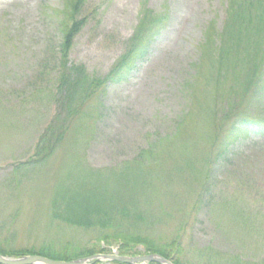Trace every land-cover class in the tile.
<instances>
[{
  "label": "rangeland",
  "instance_id": "374dc122",
  "mask_svg": "<svg viewBox=\"0 0 264 264\" xmlns=\"http://www.w3.org/2000/svg\"><path fill=\"white\" fill-rule=\"evenodd\" d=\"M245 2L250 16L234 35L250 28L251 37L222 55L215 45ZM258 19L264 0H0V252L118 249L97 229L54 218V197L96 175L111 198L134 199L144 237L158 248L174 243L180 264H264V138L244 137L229 161L216 158L241 117H264ZM151 32L138 71L70 101L84 91L78 77L105 79ZM239 56L250 59L235 73L222 68ZM252 69L257 86L239 106Z\"/></svg>",
  "mask_w": 264,
  "mask_h": 264
},
{
  "label": "trees",
  "instance_id": "16d2710c",
  "mask_svg": "<svg viewBox=\"0 0 264 264\" xmlns=\"http://www.w3.org/2000/svg\"><path fill=\"white\" fill-rule=\"evenodd\" d=\"M243 7H246V9L242 7H237V14L235 15V22L232 23V25L226 26L225 33L222 35L223 38H225L223 41L217 42V45H215V50L220 51V54L222 55H234L237 53L239 46L241 44L245 43L250 37H251V29L248 28V30L242 35H234L237 33L238 30H245V28H240L242 25L240 24L238 27L237 20L244 21L246 19L245 16L250 14V7L251 4L248 2L243 3ZM249 10H248V9ZM239 12H243L242 16L238 14ZM241 14V13H240ZM234 15V14H233ZM250 16V15H249ZM253 17V16H251ZM152 20V19H151ZM150 20V21H151ZM239 21V22H240ZM264 22L262 19H258L255 21V25H258L260 23ZM153 27H151L150 30H154L155 26H159L157 23H153ZM162 24V21L161 23ZM248 25H251V23H248ZM233 26V27H232ZM263 31H259L254 39V47L255 50L256 47H259L261 40L259 38L260 35H262ZM255 35V34H254ZM253 35V36H254ZM145 36H148L145 41L138 42V44L133 45L128 53L127 56L124 57L121 61V63L118 65L115 71H112L110 75L107 77H104L105 79H94L90 78L85 79L83 81H80L78 77V82L76 84L77 89H82L83 92H75L71 94L70 101H72L77 96L80 95V100H84L90 97L89 93H94L100 86L104 85L107 82L109 83H118L116 80L112 79V74L120 73L121 71H125V75H127L128 72H130L127 77H130V74L133 72L135 73L138 71L140 64L146 60L151 53V46L153 44V40L157 39L156 32L147 33ZM256 38L258 40L256 41ZM73 39V36L67 35L66 41L62 45L63 51L62 53L67 56L69 53V45L71 44ZM207 45V43H206ZM226 47V48H224ZM68 49V50H67ZM66 50V52H65ZM253 50V52H254ZM258 52V50H256ZM252 52V53H253ZM247 57H241L239 56L236 60V63L234 65L227 64L225 65V62L228 63L227 59L225 62L220 61V64L222 68H232V70L235 71L239 69L240 64H247L250 57L246 59ZM240 62V63H239ZM131 68L128 71L129 65ZM224 65V66H223ZM241 65V66H242ZM253 74L250 76V78L246 81L245 84L241 85L243 86L242 92L243 95L238 99V105L241 106L246 100L247 97H250L251 91L256 88L257 83L254 81V77L256 75V70L252 69ZM231 72L229 70H226V72H221L219 74V77H223L225 75H228V73ZM70 77V76H68ZM69 80V79H67ZM74 86V85H73ZM62 88V84H61ZM232 94V93H231ZM76 96V97H75ZM255 136H264V117L262 118H245L241 117L239 121H237L231 131L227 134V137L222 141L221 140V149L218 152V155L216 156L218 161L222 160H228L229 161V154L232 151V148L235 144L242 141L244 137H252ZM103 178L100 176L93 175L92 177H83L81 181H84L79 185L78 191L75 190L73 193H70L68 191H65L64 193L67 194H60L59 197H54V206L55 214L54 218L60 221H64L67 225H69L72 228H78L82 230H98L100 233V239L104 242L108 243H120V249L123 252L122 254L124 256H137V252H133L136 246L142 245L145 248L146 254H157L161 257H165L175 264H180L178 260L175 261V257H170V253L175 250L173 244L170 246L169 250L165 247L158 248L156 247L152 241H148L147 238L144 237V228L145 224L147 223L146 218L137 208V205L134 204L133 198L128 197L127 200H117V196L114 195V191H112L113 197L111 198L108 189L104 185L103 181H101ZM90 182L87 184L86 182ZM129 181V180H128ZM104 187V188H103ZM147 225V224H146ZM109 232L107 235L105 233ZM180 246L178 245L177 248ZM97 250H94V249ZM91 249L90 251H86L84 254H76V256L70 255L69 253L63 254V255H57L52 254V252L49 251V249L44 248L41 253L38 255L48 257L52 260H60V261H71L75 259L76 257H85L86 255H94L97 253H103L105 252L104 249L101 247H95ZM2 253V252H0ZM121 264V263H119Z\"/></svg>",
  "mask_w": 264,
  "mask_h": 264
},
{
  "label": "water",
  "instance_id": "95a60500",
  "mask_svg": "<svg viewBox=\"0 0 264 264\" xmlns=\"http://www.w3.org/2000/svg\"><path fill=\"white\" fill-rule=\"evenodd\" d=\"M111 260L117 263H124V264H140L146 263H156V264H172L164 257H160L155 254H151L148 256H140V257H122V256H105V255H97L92 257H86L85 259H78L73 262H60V261H52L48 258H43L37 255L33 256H22V258H7L0 254V264H86L89 260Z\"/></svg>",
  "mask_w": 264,
  "mask_h": 264
}]
</instances>
